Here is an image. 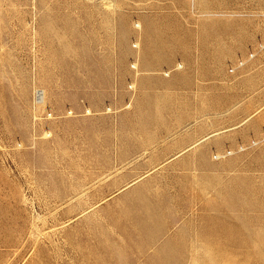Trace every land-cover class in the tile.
Wrapping results in <instances>:
<instances>
[{"label":"rangeland","instance_id":"374dc122","mask_svg":"<svg viewBox=\"0 0 264 264\" xmlns=\"http://www.w3.org/2000/svg\"><path fill=\"white\" fill-rule=\"evenodd\" d=\"M0 264H264V0H0Z\"/></svg>","mask_w":264,"mask_h":264},{"label":"bare ground","instance_id":"6f19581e","mask_svg":"<svg viewBox=\"0 0 264 264\" xmlns=\"http://www.w3.org/2000/svg\"><path fill=\"white\" fill-rule=\"evenodd\" d=\"M136 25L137 26H139V23L137 22L136 23ZM135 45H137V44H135ZM178 67L180 68L181 67V65H178ZM45 92H42L41 90H36L35 91V97H36V99H37V101H42L43 99H44V101H45ZM89 111V110H88ZM215 134V133H214ZM208 137V136H207ZM204 138V137H203ZM203 140V139H202ZM216 157H218V155H216ZM219 158V157H218Z\"/></svg>","mask_w":264,"mask_h":264}]
</instances>
